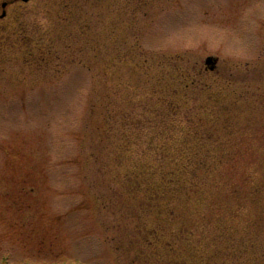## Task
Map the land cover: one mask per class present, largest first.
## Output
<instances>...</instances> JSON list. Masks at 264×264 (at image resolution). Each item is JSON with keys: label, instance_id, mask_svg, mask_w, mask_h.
I'll return each mask as SVG.
<instances>
[{"label": "rangeland", "instance_id": "1", "mask_svg": "<svg viewBox=\"0 0 264 264\" xmlns=\"http://www.w3.org/2000/svg\"><path fill=\"white\" fill-rule=\"evenodd\" d=\"M4 2L0 264H264V0Z\"/></svg>", "mask_w": 264, "mask_h": 264}, {"label": "trees", "instance_id": "2", "mask_svg": "<svg viewBox=\"0 0 264 264\" xmlns=\"http://www.w3.org/2000/svg\"><path fill=\"white\" fill-rule=\"evenodd\" d=\"M183 167H184V170H186L188 173H190L191 176L196 177V176H198L199 170H201L204 167V164H202V163H197V164L186 163L185 165H183ZM176 176H177V172L176 173L174 172V173L170 174V178H169V181L172 182L174 185H175V182H176L175 181V177ZM177 190H178V188H177ZM227 229L228 230H224V231L227 232L228 235L229 234H234V230L233 229L228 228V227H227ZM164 261L165 260H163V262ZM165 263H163V264H165Z\"/></svg>", "mask_w": 264, "mask_h": 264}, {"label": "water", "instance_id": "3", "mask_svg": "<svg viewBox=\"0 0 264 264\" xmlns=\"http://www.w3.org/2000/svg\"><path fill=\"white\" fill-rule=\"evenodd\" d=\"M207 62H208V63H212V62H213V57H209V58L207 59ZM212 68H214V66H213Z\"/></svg>", "mask_w": 264, "mask_h": 264}, {"label": "flooded vegetation", "instance_id": "4", "mask_svg": "<svg viewBox=\"0 0 264 264\" xmlns=\"http://www.w3.org/2000/svg\"><path fill=\"white\" fill-rule=\"evenodd\" d=\"M11 4H12V3H10L9 5H11ZM9 5H8V6H9ZM8 6H7V7H8ZM6 16H7V13H6L5 17H3V18H1V19H2V20L5 19ZM1 19H0V20H1Z\"/></svg>", "mask_w": 264, "mask_h": 264}]
</instances>
